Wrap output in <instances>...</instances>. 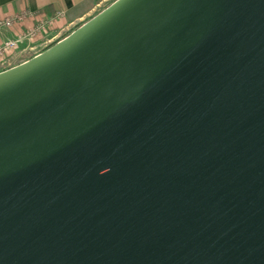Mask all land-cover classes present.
Masks as SVG:
<instances>
[{
  "label": "water",
  "instance_id": "water-1",
  "mask_svg": "<svg viewBox=\"0 0 264 264\" xmlns=\"http://www.w3.org/2000/svg\"><path fill=\"white\" fill-rule=\"evenodd\" d=\"M0 264H264V0H114L0 71Z\"/></svg>",
  "mask_w": 264,
  "mask_h": 264
},
{
  "label": "crops",
  "instance_id": "crops-1",
  "mask_svg": "<svg viewBox=\"0 0 264 264\" xmlns=\"http://www.w3.org/2000/svg\"><path fill=\"white\" fill-rule=\"evenodd\" d=\"M100 2L101 0H0V19L22 13H33L36 15H33L32 18H26L23 22L14 23L10 28L3 29L0 32V43L7 38H14L25 31L35 23L39 14L50 16L58 11L62 12V15L55 21V27L51 30L49 36H52V34L57 35L60 30L69 28L77 23L81 24L93 16V11ZM34 44L38 47L44 45V43H40L39 41H23L13 54L12 60L14 64L25 61L27 54L24 50ZM44 49L43 47L42 50Z\"/></svg>",
  "mask_w": 264,
  "mask_h": 264
},
{
  "label": "built area",
  "instance_id": "built-area-1",
  "mask_svg": "<svg viewBox=\"0 0 264 264\" xmlns=\"http://www.w3.org/2000/svg\"><path fill=\"white\" fill-rule=\"evenodd\" d=\"M33 13H22L16 14L9 18L0 19V32L5 28H10L14 23L23 22L26 18H32ZM62 12H56L53 15L46 16L44 14H39L38 19L35 20L29 28H27L22 33L18 34L14 38H7L3 42L0 43V71L5 70L14 66V61L12 60L14 52L17 51L20 44L23 41H39L40 43H44L43 47L47 48L50 44H52L54 39H56L57 35L49 36L51 30L55 27V21L61 17ZM36 16V15H35ZM34 16V17H35ZM41 46V45H40ZM38 46L31 45L24 51H33L36 50ZM42 47V48H43ZM42 49L36 51L34 54H38ZM23 62V61H22ZM13 63V64H12Z\"/></svg>",
  "mask_w": 264,
  "mask_h": 264
},
{
  "label": "rangeland",
  "instance_id": "rangeland-1",
  "mask_svg": "<svg viewBox=\"0 0 264 264\" xmlns=\"http://www.w3.org/2000/svg\"><path fill=\"white\" fill-rule=\"evenodd\" d=\"M114 0H101V2L99 3V5L95 8V10L93 11L94 14H96L97 12H99L100 10H102L103 8H105L107 5H109L111 2H113ZM80 25V23L74 24L72 26H70L69 28H65L64 30H60L57 34L56 39H54V41H56L57 39H61L63 37H65L66 35H68L71 31H73L76 27H78ZM54 35V34H52ZM54 43V42H53ZM51 45V44H50ZM43 45L37 47L36 50L33 51H24L26 52V60L28 59L29 56L34 55V53L42 48ZM25 59V58H24ZM21 63V62H20ZM13 64V63H12ZM17 64V62L15 63ZM19 64V63H18Z\"/></svg>",
  "mask_w": 264,
  "mask_h": 264
}]
</instances>
